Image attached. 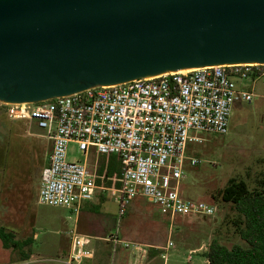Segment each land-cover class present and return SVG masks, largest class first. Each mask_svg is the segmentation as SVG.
Masks as SVG:
<instances>
[{"label":"built area","instance_id":"2783aa9c","mask_svg":"<svg viewBox=\"0 0 264 264\" xmlns=\"http://www.w3.org/2000/svg\"><path fill=\"white\" fill-rule=\"evenodd\" d=\"M264 82V64L207 66L188 72H171L122 84L92 88L38 103H1L11 120L29 121L52 141L43 168L38 201L78 213L97 191H110L119 205V218L136 198L164 209L172 221L169 240L161 250L166 261L174 246L172 228L177 217H213L214 204L187 198L182 193L185 166L200 161L188 155L201 134L225 135L233 107L252 102V90L239 88L237 80ZM78 145L83 161L69 160V146ZM115 154L122 159L121 186L97 183V166L90 153ZM70 255L63 264H87L95 258L93 238L77 228L69 231ZM104 240L113 250L119 245L142 249L122 240L116 231ZM192 259V257H190Z\"/></svg>","mask_w":264,"mask_h":264},{"label":"water","instance_id":"95a60500","mask_svg":"<svg viewBox=\"0 0 264 264\" xmlns=\"http://www.w3.org/2000/svg\"><path fill=\"white\" fill-rule=\"evenodd\" d=\"M264 64V0H0V102Z\"/></svg>","mask_w":264,"mask_h":264},{"label":"rangeland","instance_id":"374dc122","mask_svg":"<svg viewBox=\"0 0 264 264\" xmlns=\"http://www.w3.org/2000/svg\"><path fill=\"white\" fill-rule=\"evenodd\" d=\"M237 82L239 88L252 90L257 96L252 102L240 101L234 105L227 134H201L200 141L190 144L188 155L200 162L195 166L190 162L186 164L185 179L182 181L183 195L214 204L218 209L216 215L177 217L172 228L174 246L165 261L161 254L160 257L150 256L148 251L151 247L167 245L172 227L167 212L140 197L133 200L126 215L119 218L118 203L109 191H105L107 199L98 211L109 216L110 221L98 230L100 234L108 236L110 232L117 231L122 240L132 245L140 244V258L145 262L156 259L154 264H208L203 252L217 230L223 227V219L228 212V207L216 203L212 194L231 177L254 178L264 169V165L260 164L264 158V82L253 84L250 79ZM43 134L45 131L39 130L35 123L11 120L0 112V207L7 208L2 216L3 222L16 223L21 227L20 231L29 226L32 212L37 214L33 227L40 239L33 244L37 255L30 264H61L53 259L65 258L62 251L71 239L69 231L75 228V211L38 204L37 199H34L42 172V169H36L37 157L41 149L45 155L48 147L51 148ZM69 160H84L83 153L75 143L69 146ZM88 163L92 170L98 166L99 158L94 151L90 153ZM49 239L55 243L52 248L43 246L44 241L46 243ZM223 241L229 246L242 242L236 236ZM111 246L108 243V249H113ZM101 249L97 248L99 251ZM103 257L108 260L110 255L107 253ZM11 259L16 258L12 254L9 257L0 240V264H16Z\"/></svg>","mask_w":264,"mask_h":264},{"label":"trees","instance_id":"16d2710c","mask_svg":"<svg viewBox=\"0 0 264 264\" xmlns=\"http://www.w3.org/2000/svg\"><path fill=\"white\" fill-rule=\"evenodd\" d=\"M0 112L7 116L0 104ZM8 117V116H7ZM40 158V159H39ZM97 183L117 188L121 186L123 171L119 155H99ZM41 153L37 157V164ZM264 165V158L260 160ZM213 200L222 207H228L223 227L218 229L203 256L208 264H264V169L254 178L231 177L227 183L212 194ZM239 237L242 242L227 245L223 239ZM0 240L4 249H22L23 243L16 240V234L0 224ZM149 255H159L161 250L150 248ZM31 255L20 252L22 261Z\"/></svg>","mask_w":264,"mask_h":264},{"label":"crops","instance_id":"0c3cea01","mask_svg":"<svg viewBox=\"0 0 264 264\" xmlns=\"http://www.w3.org/2000/svg\"><path fill=\"white\" fill-rule=\"evenodd\" d=\"M39 130L41 129L39 128ZM44 135L45 134H43V136ZM44 137L51 144L50 145L51 148L48 147V149L50 148V150L48 151L47 149L45 152V155L43 153V150L42 149H41L42 151L40 150L41 152L40 161L41 162L37 164L36 169L40 168V170L42 169V171H43V168L48 163L49 155L52 150V141L48 139L46 136ZM39 138L36 137L37 140H41ZM36 174H37V170H36ZM41 175H42V172H41ZM39 187H40V183L39 184L37 183V187L34 193V199H37V201H38ZM109 193L111 194L110 191ZM107 195L108 194H106L105 191H97L95 193L94 199L84 202L83 205L81 206L80 211L78 213L75 212V219H74L75 228H77V230L81 234L90 236L93 238L92 245L95 248L96 254H95V258L92 261L88 262L87 264H154L156 259H153L152 261H149V262L148 261L145 262L143 258H140L142 256L140 255L139 250H135L134 252H132V250L127 249L126 247L122 245H119L116 248V250L108 249L107 247L108 243H106V241L104 240V238H106L107 235L100 234V232L98 231L99 229L100 230L103 229V227L107 225V223L110 221L109 216H106L104 215V213H101L100 211H98L101 209L102 204L106 201ZM38 204H40L39 201H38ZM6 211H7L6 207L5 208L0 207V224L5 226L7 229H9L10 231H13L16 234V240L23 243V247L22 249H19V250H14V249H5V250L8 251L9 257H11V254L15 256L16 259L14 260L11 259V260H13L16 264H30L31 259L37 255L34 252L33 244L35 241H38L40 239V235L35 232L34 227H33L36 224L37 214L35 215L32 212L31 221H30L29 226L28 227L26 226V229L23 228L24 230L20 231L21 227H19L16 223L7 222L5 224L3 222L2 216L5 215ZM112 233L114 232H110L109 235H111ZM43 246L52 248L55 246V243L54 241L49 239L46 243L44 241ZM97 248L98 249L102 248V249L99 251L97 250ZM151 248H155V247H151ZM70 251H71V239L68 242L66 249L62 251V254H65V258H67L70 255ZM20 252L24 255H31V256L28 260L22 261L20 259ZM107 253L110 255V258L108 260H106L105 257H103V255H107ZM101 257H103V259ZM62 260L53 259V261L63 264L61 262Z\"/></svg>","mask_w":264,"mask_h":264},{"label":"bare ground","instance_id":"6f19581e","mask_svg":"<svg viewBox=\"0 0 264 264\" xmlns=\"http://www.w3.org/2000/svg\"><path fill=\"white\" fill-rule=\"evenodd\" d=\"M194 69L195 68H186V69L180 70L179 72H188V71H192Z\"/></svg>","mask_w":264,"mask_h":264}]
</instances>
